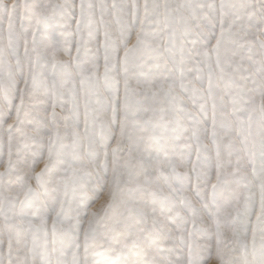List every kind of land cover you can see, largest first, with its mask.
Masks as SVG:
<instances>
[{
	"label": "snow or ice",
	"instance_id": "obj_1",
	"mask_svg": "<svg viewBox=\"0 0 264 264\" xmlns=\"http://www.w3.org/2000/svg\"><path fill=\"white\" fill-rule=\"evenodd\" d=\"M0 264H264V0H0Z\"/></svg>",
	"mask_w": 264,
	"mask_h": 264
}]
</instances>
